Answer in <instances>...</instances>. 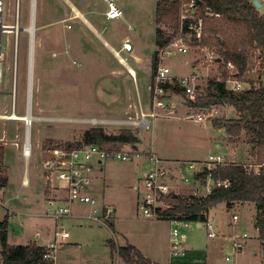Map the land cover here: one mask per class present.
<instances>
[{
	"label": "rangeland",
	"instance_id": "374dc122",
	"mask_svg": "<svg viewBox=\"0 0 264 264\" xmlns=\"http://www.w3.org/2000/svg\"><path fill=\"white\" fill-rule=\"evenodd\" d=\"M70 1L92 7L97 17L106 7L103 0ZM115 1L117 4L119 1L124 2L123 8L119 6L123 9V18L114 21L107 20V23L119 34V41L129 38L138 49L132 55L137 54L143 59V74L140 78L137 73L132 81L134 84L138 81V86L143 89L146 99L150 101V91L158 68L154 67L156 31L157 28H162L168 35V32L172 30L170 25L156 24L155 12L157 6L163 7L167 2L166 0ZM35 6L33 77L31 93H29L32 41L27 29L31 26L34 6H32V0H20V22L23 30L20 32L18 49L15 110L17 116L26 117L29 99L32 100L30 119L32 124L29 139L32 150L27 166L31 181L29 188L22 187L20 182L25 169L22 146L29 136L27 123L24 120L0 119V149L4 152L0 156V194L2 197L0 224L6 218L8 219L9 244L28 245L37 242L40 238V244L49 246L51 242H55L57 228L62 226L70 237L65 241H60L61 244L58 245L57 253L54 255L56 263L66 258L65 264H122V260L117 257L118 254L111 252V241H114L117 246H123L126 243L133 244L142 254L159 264L176 261L171 258L172 226L169 220L146 218L139 209L138 196L133 187L137 185L136 183L147 168L143 165L141 155L127 162L104 160L102 171L96 167L93 175L99 184L102 182L100 187L105 184L103 180L107 182L108 189L105 194L115 201L116 211L110 220L105 221L107 225L103 224L104 222L90 220H84L82 225H78L79 221L75 219L69 220L68 218L57 223L44 216L46 207L44 174L46 176V173L43 171L42 162L46 158V150L58 144L81 142L85 131L93 127H102L109 134H119L122 129H130L140 139V143L136 145L137 149H134L132 145L123 146L119 143H109L103 146L126 147L135 153L141 152V154L153 151L160 158L197 157L205 160L210 154L217 155L221 152L229 163L243 164L245 167L257 166L259 165L257 151L253 149L245 136L231 139L230 143H225L224 149L218 150L216 147L217 142L224 140L222 138L224 129L213 128L215 127L214 120L240 118L238 111L230 104H223L218 107V117H207L206 121L198 123L191 117L186 119L185 109L192 110L194 114L199 112L191 108L190 98L181 95L178 98L173 96L172 106L174 107L169 113L158 110L159 116L150 118L152 121L150 130L138 129L136 125L134 126V122L140 119V113L139 115L137 112L124 114L117 109L123 105L125 97V89H119L118 101L113 103L115 109L111 108L114 111L107 108L109 111L105 112L106 104L99 102V98L101 96L108 98L106 90L115 88L114 82H117V78L121 80L119 74L115 73L117 75L114 76L109 73L111 68L123 69L119 64L120 61L99 45L98 41L92 40L91 36L82 34L78 29V23L64 21L71 11L62 0H36ZM261 11L264 13V8ZM15 13L16 0H5L3 20L6 25L15 24ZM13 37V34L7 32L2 35L6 81L0 94L1 115L13 114L12 68L16 59ZM97 49L107 57V61ZM120 55L130 66L134 65L133 58H130L129 54L121 52ZM147 58H151V61L145 69L149 64L146 63ZM199 58V54L192 57H166L163 64L171 67L174 74L191 75L200 73L199 67L192 66L200 63ZM180 60H183V65L179 63ZM214 68L211 66L208 69H202L201 73L209 75V79L202 80L203 92L200 91V93L204 94L206 91L209 82L207 80L217 75ZM136 71L138 72L137 69ZM126 75H124L125 78ZM178 105L181 107L178 108ZM138 107H140L139 102ZM192 136L195 140L194 144L190 143ZM259 168L261 167H257V170ZM192 173L193 171L191 172L188 168L184 169L186 177L192 178ZM55 179L60 185L62 184L58 178ZM209 186L212 188L213 182H210ZM205 187L202 184L194 189L181 187L180 195L189 196L195 193L196 196H202L206 193ZM91 195L96 197L93 192ZM96 199L98 200V197ZM77 205H84L82 209L86 206L91 207L87 204ZM83 211L81 210L82 213ZM92 211L93 209L87 215L92 214ZM210 214L220 235H226L220 228L221 221L224 224L225 221L232 222L234 215L239 216L238 225H241L239 233L249 235L244 252L236 256V264L239 262L241 264H256L257 262L264 264V241L258 238V232L253 225V218L256 215L255 204L237 205L231 209L225 205H219ZM181 232L185 233L188 238L184 245L186 255L181 259L182 262L199 261L208 264H222L224 256L230 251L229 242L221 238L208 239L206 230L199 228L197 224H191L188 229L181 228ZM221 241L222 247H217ZM68 242H72L74 247L62 251L61 249L69 245ZM0 250H2L1 240Z\"/></svg>",
	"mask_w": 264,
	"mask_h": 264
},
{
	"label": "built area",
	"instance_id": "2783aa9c",
	"mask_svg": "<svg viewBox=\"0 0 264 264\" xmlns=\"http://www.w3.org/2000/svg\"><path fill=\"white\" fill-rule=\"evenodd\" d=\"M176 1V0H174ZM179 1L178 11V25L177 29L170 30L168 32L169 41L168 43L160 48L158 59L159 66L157 68L155 81L152 87V104L151 111L144 112L141 110L139 120L134 122V126L138 129L150 130L152 128V121L150 118H155L158 115V110H163L168 113V100L171 98L170 93L175 94L174 88H179L182 91V95L190 98L194 102L198 93L201 91L202 77L199 73H193L192 75L176 77L173 75L171 67L164 65L163 61L166 57H186L193 55H200L198 66L202 68L215 67L217 75L210 80H223L222 66L228 71V78L226 80L228 89L232 93H242L245 90L251 88V81L258 84L260 72H262L261 59L254 57L249 61L247 66L246 75L243 79L238 77V69L231 61H225L221 58L219 51L216 48L203 45V39L205 34V19L206 17L219 16L213 13L205 4L200 0H177ZM264 5V0H259ZM36 0H32V16L31 26L27 29L31 36V50L34 48L35 38V6ZM5 8V0H0V36L2 40L3 33L7 32L13 34V41L15 44V60L12 68V112L15 114L16 110V90H17V76H18V49L20 42L21 28L20 22V0H16V13H15V24L6 25L3 20ZM108 11L106 16L109 20H116L122 17V11L118 7L114 0L108 1ZM3 41V40H2ZM0 41V94L6 81V75L4 72V58L5 55L2 51L3 43ZM124 50L132 51L133 46L130 42L123 45ZM220 60V61H218ZM197 61V60H196ZM32 74V75H31ZM30 76L33 77V68ZM32 77L29 82V86L32 83ZM30 79V77H29ZM209 79V78H208ZM210 80H207L210 82ZM178 96V95H177ZM170 97V98H169ZM219 106H211L207 108L193 109L199 110V112L190 113L191 118L195 119L196 122H204L207 117L215 118L219 115ZM32 100L29 99L27 105V115L18 120H24L27 123V128L30 130L32 121L31 111ZM205 111V112H202ZM30 118L28 119V117ZM0 119H11L10 115H1ZM28 134V133H27ZM17 147L19 144H16ZM23 147V155L26 159L31 157V147L29 142V136H27ZM144 155L147 161V169L142 177L141 184L137 188L139 195V209L144 217L151 219H158L160 212H163L169 208L166 199L170 197L179 196L180 193L175 192L172 185V175L169 172V168L166 166V162L159 158L153 151L145 154L135 153L134 151L126 147H105L98 144H81L77 147H68L65 144H58L56 146L49 147L46 150V158L43 161V169L46 173V179L49 183L58 180L64 182L67 191V200L64 204H58L54 199L49 198L48 203L45 207L44 216L53 219L57 223L70 218L73 216V206L76 204H87L92 207L93 211L90 215H84L81 217L82 220H90L92 222L105 223L106 220H110L114 214V207L112 206H101L99 201L94 198L90 193L89 189L95 184L94 171L96 167L98 170L103 165L104 160H115L121 162L131 161L134 157ZM226 156L223 154L211 155L207 160L202 162H189L187 168L193 173L191 174L192 179H195L196 173H200L205 169L212 170L218 166L227 164ZM249 171H253L259 174V165L246 166ZM201 168L200 172L197 170ZM197 176V175H196ZM181 181L185 185H190V178L182 175ZM199 180V179H198ZM212 182L211 178L208 179L206 187V193L204 196L212 192V188L209 183ZM214 184V183H213ZM200 185V184H199ZM218 186L224 185L228 187L229 183L219 182ZM195 194V193H194ZM0 194V202L2 201ZM232 221L238 223L239 216L234 215ZM171 229V264H208L201 262H182L181 259L186 255L184 252V245L187 242V235L181 232V228L188 229L191 224H197L199 228H204L207 232L208 239H224L229 242L230 251L226 253L223 259V264H236V256L244 251L249 235L247 233L240 234L239 232L220 235L218 227L216 226L213 219L209 218L207 222L193 223L187 220H180L178 218L170 221ZM107 225V224H106ZM70 234L65 230L64 227L57 228L55 232V242H51L48 246L50 253L46 258H53L57 250L60 241L67 240ZM256 264H263L257 262Z\"/></svg>",
	"mask_w": 264,
	"mask_h": 264
},
{
	"label": "trees",
	"instance_id": "16d2710c",
	"mask_svg": "<svg viewBox=\"0 0 264 264\" xmlns=\"http://www.w3.org/2000/svg\"><path fill=\"white\" fill-rule=\"evenodd\" d=\"M213 13L219 16L206 17L203 45L216 48L221 58L231 61L238 69V77L246 75L249 61L259 57L262 64L258 84L251 81V88L242 93H232L227 86L228 71L222 66L223 80H210L206 91L198 93L196 101H190L192 107L207 108L230 104L239 113L240 118L234 120H214L216 128H223L222 138L229 140L245 136L257 151V162L261 167L259 174L249 171L243 164L234 162L218 166L212 170L205 169L197 174L203 186L211 178L214 188L204 196H173L166 199L169 208L160 212L158 219L171 221L178 218L193 223L207 222L209 214L219 205L228 209L237 205L253 203L256 205V215L253 225L258 232V238L264 241V13L254 5V0H200ZM179 1L158 7L155 17L156 24L170 25L177 29ZM169 36L162 28H157L156 45L164 47ZM158 54L154 55L155 69L158 67ZM175 94H182L179 88H174ZM112 144L136 145L140 139L130 129H122L119 134H109L102 127H93L85 131L83 140L75 144L66 143L68 147L81 144ZM0 149V156L3 155ZM219 182L229 183L228 187ZM8 219L0 224V240L2 250L1 264H54L53 258H46L50 253L48 247L37 242L28 245H11L8 242ZM112 254L117 253L124 264H157L142 255L131 245L117 246L111 241Z\"/></svg>",
	"mask_w": 264,
	"mask_h": 264
},
{
	"label": "crops",
	"instance_id": "0c3cea01",
	"mask_svg": "<svg viewBox=\"0 0 264 264\" xmlns=\"http://www.w3.org/2000/svg\"><path fill=\"white\" fill-rule=\"evenodd\" d=\"M62 1H63V3H64L65 6L69 7L68 9L71 11V14L69 13L68 17L66 19H64V21L66 23H69V22H73V23L75 22V24L78 23L79 24L78 29L81 30L82 34L88 35V37L91 36L90 38L92 40L98 41V44L101 45L103 48H105L109 52L110 55H113L118 61H120L119 64L123 67V69H117V68H115V69L114 68L109 69V73L111 75H114L115 76V75L119 74L121 76V80L117 78V82H114L115 88H113L111 90H106V92H107L106 95H107L108 98H106L104 96H101L99 98V102L106 104L105 112L106 111H109L108 109H111V108L115 109V107L113 106V103H116L118 101L117 100V97H119L118 96V92H119L118 90L119 89L120 90L121 89H125V97H124V100H123V105H121L119 108L116 107L118 110H120L121 112H124V114L125 113L131 114V113L137 112L138 115L141 112V110L144 111V112H150L151 111L152 98H153L152 97V88H151V91H150L151 92L150 93V97L151 98H150V101H149V100L146 99V97L144 95L143 89H141L140 86H138V84H139L138 81H136L135 84L132 81V78L135 77L137 73L139 74V77L141 78V75L143 74V72H142V70H143V68H142L143 59L139 55H137V54L132 55L137 48L135 47V45L132 44L131 39L124 38V40L119 41V37H118L119 34H117L114 31L115 29H112V27H110L109 24L107 23V20L108 21H114V20H109L107 18V16H106V13H107V11L109 9L108 8V1L109 0H103L104 3L106 4V7L108 9L106 10V7H104L105 9H103L102 11H100V15L98 17L94 15V9L92 7L83 6V5H80V3H72L70 0H62ZM171 1H173V0H166V2H167L166 4H169ZM117 5H118V7L120 6L121 8H123L124 2L119 1V4H117ZM158 5H159V1H158ZM158 7L159 6H157V9H158ZM262 8H264V5L262 6ZM157 9H156V12H157ZM122 10L123 9H121V11ZM156 12H155V17H156ZM123 14H124V12L122 11V17L121 18H123ZM116 20H118V19H116ZM67 28H68V26H67ZM64 29H66V27ZM127 41H129L132 44V46H133L132 51H126V50H124L123 44L125 42L127 43ZM98 50L99 49H97V51ZM159 50L160 49L156 45L154 54L156 52H158ZM137 51H138V49H137ZM121 52H126L127 54H129V57L130 58L131 57L133 58V61H134L133 64L134 65L130 66L126 62V60L120 55ZM98 53H100L103 58L105 57V60L107 61V57L105 55H103L101 51H98ZM186 57H192V55L191 56H186ZM147 60H148V62H146V63H149L151 61V58H147ZM104 63L108 64L105 61H104ZM179 63L181 65H183L184 62H183V60H180ZM149 65H150V63L147 64V66L145 67V69H147V67ZM133 66L138 70V72L136 71V69ZM192 66L194 68L195 67H199V71H200L199 74L201 75L203 81H205L209 77V75H207V74L204 75V74L201 73V71L203 69L202 67L198 66L197 64H193ZM115 73H117V74H115ZM124 75H126L127 77L125 78ZM173 75L176 76V77L187 76V75H177V74H174V73H173ZM204 76H205V79H204ZM152 87H153V84H152ZM200 88H201V91H202L203 90L202 83H201ZM169 95H170L171 98L169 97L170 99L168 100V104H169L168 113L174 107V106H172L173 96H175L177 98L180 95L183 96L182 94H178V96H177V94H173V93H170ZM136 97H138V98H136ZM138 102L140 103V107H138ZM180 107L181 106H179L178 108H180ZM113 109H111L112 112L114 111ZM191 112H192V110L185 109L186 119L187 118H190L189 116H190V113ZM15 116H16V113H15ZM22 117L23 116H19L18 119H21ZM18 119H13L12 118V120H18ZM213 128H216V127H213ZM216 129H220V128H216ZM30 131L31 130H29V134H28L29 135V139H30ZM186 135H187V133H186ZM194 142H195V140H194V138L192 136L190 138V143L191 144L192 143L194 144ZM230 142L231 141H229V140H220L219 142H217L218 144H216V147H217L218 150L224 149L225 143H230ZM30 146H31V140H30ZM31 150H32V147H31ZM220 154H221V152H220ZM23 157H24V155H23ZM161 159L166 162V166L169 168V172L172 175L171 182H172V185H174L173 188H174L175 192L181 193V187H191V188L194 189V187L198 186L199 184H202V182L200 180H198L197 177H196L197 173L195 175V179L194 178L193 179L190 178V182H191L190 185H185L181 181L180 177L182 175H184V169L187 168V163H189V162H202V161H205L207 159L203 160V159H199L197 157L187 158V159H180L179 157L178 158H176V157L175 158L174 157H164V158H161ZM24 160H25V165H24L25 169H24V173H23V176H22V180L20 182H21V186L22 187L29 188L31 186V181L29 179V171L27 169V166H28V160H30V159H26L24 157ZM142 162H143V165L145 167H147V161L144 158V155L142 156ZM42 164H43V162H42ZM43 165H42V167H43ZM102 168H103V166H101L99 170L102 171L103 170ZM43 171H44V169H43ZM200 171H201V168H199L197 170V172H200ZM145 172L142 174L141 178L136 183L137 185H135L133 187L134 188L133 190H134L135 194H137V196H138V203H139V195H138V193H137L136 190L139 187V185L141 184L142 177L145 174ZM44 177H45V182H46L45 183V188H44V198L46 199L45 200L46 201V205L48 203L49 198L54 199L55 202L58 203V204H64V203H66V200H67V196L68 195H67V191H66L64 182H62V181L59 180V182H62L61 185L56 180L54 182H52V183H49L47 181V179H46L45 174H44ZM95 179H96L95 180V184L89 189V193L92 191L93 192V195L96 196L94 198H97L98 197L99 204L101 206H105V205L112 206V207H114V210L116 211V206H115V203H114L115 201H113L112 199H110L109 197H107L106 194H105L106 191H107V189H108L107 182L105 180H103V182L105 184L100 187V185L102 184V182H101V184H99V182L97 181V178H95ZM177 180H179V182L176 183ZM80 206L81 205H77V204L73 206V216L69 218V220H74V219L75 220H78L79 221L78 225H82V223H83L84 220H82L81 217L84 216L85 214L87 215V213H90L91 212V209H92L91 207H90L91 208L90 209L87 206L85 207V209H82V206H84V205H82L81 208H79ZM81 210H84L83 213L81 212ZM238 224H239V222L238 223H235L233 221L230 222V220H229V222L228 221L227 222L225 221V224L221 221L220 228L222 230H224V233L226 235H229V234H233V233H236V232H239L240 231L241 225H238ZM170 235H171V233H170ZM37 242H39L38 244L41 245V246L48 247V244H40V238L38 239ZM170 242H171V238H170ZM68 244L69 245L67 247H65V248H63L61 250L62 251H65L69 247H74V245H73L72 242H68ZM127 244H130V243H126L125 245H127ZM131 245H133V244H131ZM222 245L223 244H222V241H221L219 243V245L218 246L216 245V246L217 247H222ZM133 246H135V245H133ZM0 252H1V250H0ZM139 252L141 253L140 250H139ZM254 253L257 254L256 252H254ZM142 255H144V254H142ZM117 257L119 258V256H117ZM146 258H148V257H146ZM148 259L151 260L154 263H157L156 261H154V260H152L150 258H148ZM66 261L67 260L65 258L64 260H62V261L59 260L58 263H56L55 262V258H54V264H65ZM184 262H186V261H184ZM189 262H199V261H189ZM1 263H2V257L0 255V264ZM171 263L172 262L170 261L169 264H171ZM122 264H124L123 261H122ZM157 264H159V263H157ZM211 264H213V263H211ZM222 264H223V261H222ZM239 264H241V263L239 262Z\"/></svg>",
	"mask_w": 264,
	"mask_h": 264
},
{
	"label": "bare ground",
	"instance_id": "6f19581e",
	"mask_svg": "<svg viewBox=\"0 0 264 264\" xmlns=\"http://www.w3.org/2000/svg\"><path fill=\"white\" fill-rule=\"evenodd\" d=\"M32 68H33V50H31V64H30V73H32ZM32 75V74H31ZM32 77V76H31ZM31 77H30V79H29V82H30V80H31ZM32 82V81H31ZM31 88H32V83L30 84V86H29V93H31ZM11 116V119L13 118V119H17L19 116H15V114L13 113V114H11L10 115ZM28 118H30V116L28 117Z\"/></svg>",
	"mask_w": 264,
	"mask_h": 264
},
{
	"label": "water",
	"instance_id": "95a60500",
	"mask_svg": "<svg viewBox=\"0 0 264 264\" xmlns=\"http://www.w3.org/2000/svg\"><path fill=\"white\" fill-rule=\"evenodd\" d=\"M254 5H255L258 9H261L262 6H263V4H261V3L259 2V0H254ZM0 41H2V40H1V36H0ZM0 54H1V49H0ZM218 61H220V60H218Z\"/></svg>",
	"mask_w": 264,
	"mask_h": 264
}]
</instances>
